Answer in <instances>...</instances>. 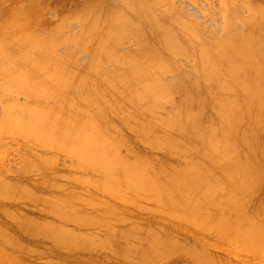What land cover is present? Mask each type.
<instances>
[{
  "label": "bare ground",
  "instance_id": "1",
  "mask_svg": "<svg viewBox=\"0 0 264 264\" xmlns=\"http://www.w3.org/2000/svg\"><path fill=\"white\" fill-rule=\"evenodd\" d=\"M112 1L75 7L67 19L78 16L81 27L63 38L62 19L45 34L32 30L40 21L30 20L33 9L0 0V97L25 98L20 105L10 96L7 108L3 102L0 137L4 132L30 145L29 174L38 161L47 170L32 189L0 176V200L26 198L50 216L16 215L15 229L48 240L51 254H64L52 259L30 248L0 221V264H36L35 256H47V264H98L78 260L77 250L121 264H264V13H258L264 4L255 1L258 10L255 2L239 4L257 6L250 21V10L242 17L236 0H221V8L227 5L221 30L228 35L217 32V41L165 0H135L126 11L111 10ZM143 3L154 6L139 12ZM134 19H150L154 27ZM151 37L158 43L146 46ZM131 38L144 48L125 54L120 48ZM86 52L87 65L77 66ZM179 57L198 65L192 61L195 69L187 71L192 66L185 64L178 90L171 91L162 77L182 69L168 62ZM103 67L109 74L93 77ZM201 81L213 100L206 101ZM60 157L74 161L71 171L51 170Z\"/></svg>",
  "mask_w": 264,
  "mask_h": 264
},
{
  "label": "rangeland",
  "instance_id": "2",
  "mask_svg": "<svg viewBox=\"0 0 264 264\" xmlns=\"http://www.w3.org/2000/svg\"><path fill=\"white\" fill-rule=\"evenodd\" d=\"M9 2V4H12V1H15V0H8ZM11 1V2H10ZM20 1H22L21 3H22V6H23V10L24 11H31V9H33L31 12H34L35 14H34V16H31V18H30V20L31 21H34V22H37L36 20H37V17H39V20L40 21H38L37 23L38 24H34V22H28L29 24H31V26H33V25H35L34 26V28L32 29V27H31V29L32 30H36V31H38V30H40V31H42L43 33H48V32H50V31H52L53 29H54V27L52 26L53 24H54V26H56V24H55V22L56 21H60L61 19V23L63 24V25H65V26H63V28H65V30L63 31V29H62V32H64L63 33V38H64V35H65V37H70L72 34H74V33H76L79 29H80V27H81V21H80V19H79V17L78 16H75V17H72V18H69V19H67L68 17L67 16H69V15H71L70 13H73V11H74V9H75V7H76V9H77V7H79V9L80 8H82V10H84V9H86L87 7H88V5L87 4H89L92 0H20ZM89 1V2H88ZM102 1V0H101ZM109 1V0H108ZM113 1H115V0H113ZM107 2V3H110V4H107L108 6L107 7H109L111 10H118V8L120 7V9L119 10H129V6L131 5L132 6V4H133V6H134V4H136L135 2V0H125L126 1V3H125V1L124 0H116V3L119 1V3L118 4H116V3H114V2ZM121 1H122V3H121ZM142 1H145V0H139L138 2H140V3H142ZM153 1V0H152ZM151 1V2H152ZM160 1H162V0H160ZM166 2H164V1H162V2H164V4L165 3H167L166 5L167 6H169L170 4H171V6H172V8H174L175 7V9H174V11L176 12V14L178 13L179 14V17L181 16V17H183V18H185L186 19V21L187 20H189V21H191V23L192 22H195L194 23V25L195 24H199L200 25V23H201V27H203V29L205 30L204 31V33L203 34H205V32H207L206 34H209L208 36H210L209 38L208 37H206V35H204L205 36V38L206 39H211V33H213V37H214V35H217L218 36V34L220 35L221 33H222V35H223V37H225V39H226V36L228 35H226V33H224L223 31L225 30L224 28L225 27H223V26H226V25H223V23L224 24H226L225 22H224V18H222V13L223 14H226V13H224V11L226 12V10H227V8L226 9H224V6H227V5H224L223 6V8H221V6H222V4H225L224 3V1H221V0H165ZM169 1V2H168ZM234 1V0H233ZM237 1V4L234 2H231V4L233 3V8H234V10H236L235 9V7H234V5H238V7L239 8H237L238 10L239 9H241L242 8V12H239V13H241L242 15L244 14V15H248V12H249V10L248 9H246V8H248V7H246L245 6V3H244V6L243 5H239V4H241V2H243L244 0H236ZM240 1V2H239ZM247 1H251V3H253V2H255V1H261V3L262 4H264V0H247ZM247 1H245L246 3H248ZM137 2V3H138ZM145 2H147V1H145ZM149 2V1H148ZM147 2V3H148ZM156 2V0H154L153 2H152V4L153 3H155ZM161 2V3H162ZM173 2H175V4L173 3ZM239 2V3H238ZM125 3V4H124ZM129 4V5H126V4ZM132 3V4H131ZM146 3V4H147ZM158 3V2H157ZM160 3V2H159ZM160 3V4H161ZM222 3V4H221ZM260 3V2H259ZM261 3H260V6L262 7V5H261ZM169 4V5H168ZM250 4V3H249ZM248 4V5H249ZM255 4H256V2H255ZM77 5V6H76ZM109 5H111V7L109 6ZM117 5H118V8H117ZM138 5H140V4H138ZM162 5H163V3H162ZM173 5H175V6H173ZM221 5V6H220ZM247 5V4H246ZM247 5V6H248ZM252 4H250V6H251ZM256 5H258V7L257 6H255L254 4H253V6H255V8L257 7V10L259 9V4H256ZM114 6H116V7H114ZM130 6V7H131ZM137 6V5H136ZM143 6H145V7H143ZM150 6H151V4L150 5H148L147 4V6L145 5V3H143V4H141V6H139V12L142 10L143 12L144 11H149V9H150ZM154 6V5H153ZM153 6H151V7H153ZM167 6H163V7H165V8H167ZM171 6H169V7H171ZM242 6V7H241ZM106 7V6H105ZM106 7V8H107ZM115 8V9H112V8ZM147 7H149V8H147ZM168 7V8H169ZM260 7V8H261ZM264 7V6H263ZM109 8L107 9V11L109 10ZM117 8V9H116ZM124 8V9H123ZM127 8V9H126ZM132 8V7H131ZM136 8V7H135ZM180 8H183V9H180ZM250 8V7H249ZM252 8V7H251ZM255 8L253 7L252 8V10H250V14L248 15V17H246L247 19L249 18V16L252 18L255 14H253V13H255V12H257V10H255ZM75 9V10H76ZM78 9V10H79ZM144 9H146V10H144ZM162 9V8H161ZM164 9V8H163ZM163 9H162V11H163ZM110 10V11H111ZM167 10V9H166ZM177 10V11H176ZM183 10V11H182ZM185 10V11H184ZM222 10H224V11H222ZM233 10V11H234ZM238 10H236L237 12H238ZM254 10V12H252L251 13V11H253ZM261 10H263V11H261ZM141 11V12H142ZM165 11V10H164ZM188 13H187V12ZM246 11H247V13H246ZM109 12V11H108ZM166 12V11H165ZM185 14H189L188 16L187 15H183L184 13ZM235 12V11H234ZM259 12H261V13H264V8H262V9H259V11H258V13ZM133 13V12H132ZM131 13V14H132ZM135 17H136V19L138 18V16H137V14H138V11L136 12L135 11ZM174 13V12H173ZM183 13V14H182ZM236 13V12H235ZM238 13V15H239V17H240V19H241V16H240V14ZM246 13V14H245ZM260 13V14H261ZM175 14V13H174ZM191 14V15H190ZM251 14H253L252 16H251ZM39 15V16H38ZM238 15H236V16H238ZM244 15L242 16V17H244ZM257 15V14H256ZM263 14H261L260 16H262ZM178 16V15H177ZM225 16V18H226V15H224ZM223 16V17H224ZM257 16H259V15H257ZM254 17V19L256 20V18H259V17ZM174 17H176L175 15H174ZM188 17V18H187ZM238 17V18H239ZM34 18V20H32ZM64 18V19H63ZM131 18H133V16H131ZM193 18H195L197 21H199V22H197L196 23V21H194L195 19H192ZM222 18V19H221ZM245 18V19H246ZM250 18V19H251ZM179 19H182V18H179ZM191 19V20H190ZM242 20L241 22H243V21H246V20ZM250 19H248V20H250ZM22 20H27V17H26V19H24V18H22V17H19L18 18V21H22ZM133 20V19H132ZM135 20V19H134ZM180 21V20H179ZM181 21H185V20H181ZM225 21H227V20H225ZM251 21V20H250ZM252 21H253V18H252ZM51 22V23H50ZM134 22V21H133ZM135 22H137V20H135ZM134 22V23H135ZM139 22V23H138ZM138 24L137 25H145V27H148V29L147 30H150V27L152 26V27H154V21L152 22V24H150L151 23V20L149 19V21H148V19H147V21H142V20H140V19H138ZM172 22V21H171ZM188 22V21H187ZM221 22H223V23H221ZM248 22V21H247ZM57 23V22H56ZM150 25H149V24ZM156 24H157V22H155ZM227 23H228V21H227ZM240 22L238 21L236 24H237V26L238 27H240V28H237L236 29V27H235V29L238 31V29H239V31H242L244 28H246V26H245V24L244 23H242V24H244V25H242L241 23V25L239 24ZM136 24V23H135ZM155 24V25H156ZM197 24V25H198ZM202 24H203V26H202ZM236 24L234 23V26H236ZM240 26H239V25ZM45 25H46V27H45ZM51 25V26H50ZM172 25H173V23H172ZM197 25H196V27H197ZM198 25V26H199ZM228 25H229V23H228ZM221 26V27H220ZM242 26H243V28H242ZM245 26V27H244ZM37 27H40L39 29L37 28ZM42 27V28H41ZM43 27H45V28H43ZM50 27V28H49ZM53 27V28H52ZM142 27V26H141ZM145 27H142V28H145ZM227 27V26H226ZM49 28V30L48 31H46V32H44L45 31V29L47 30ZM220 28V29H219ZM197 29H199V28H197ZM202 28H201V30H203ZM218 29V30H217ZM221 29H223V31L221 30ZM216 30V31H215ZM245 30V29H244ZM243 30V31H244ZM215 33H214V32ZM222 31V32H221ZM242 31V32H243ZM217 32H218V34H217ZM221 32V33H220ZM226 35V36H224V34ZM222 35H221V37H222ZM216 37V36H215ZM214 37V38H215ZM220 37V36H219ZM219 37L218 38H215V40H217V39H219ZM220 37V38H221ZM134 38V37H133ZM133 38H131L130 39V41H131V43H129V42H127L126 44L124 43V45L125 46H123L122 45V47L120 48L121 49V51L122 52H124L125 53V51H126V53L128 54H130V53H133L134 51H139V50H141L142 48H144L143 47V45H141V44H139V43H137V41H136V43L135 42H133L132 40H133ZM66 39V38H65ZM151 39V42L149 43V44H147L146 46H150V47H152V46H154V45H156L158 42V39L157 38H155V37H151L150 38ZM155 39V40H154ZM224 38H223V40H225ZM213 38H212V42H213ZM221 40V39H220ZM209 41V40H208ZM211 41H209L210 42V46H214L213 44H211ZM218 41V40H217ZM217 41H215V43L217 42ZM152 42H153V44H152ZM214 43V44H215ZM145 46V47H146ZM125 47V48H124ZM123 49H124V51H123ZM64 50H65V48H64ZM166 50H163V54H168L169 52H166ZM87 53V56H86V58L84 57L85 55H83L82 57H79L78 59H80V62L78 61V59H77V61H76V64L78 63V64H80V65H78L77 64V66H80V67H85L86 65H87V63H88V61L87 60H89L90 58H91V56L89 55L90 53L89 52H86ZM125 53V54H126ZM135 53V52H134ZM90 57H89V56ZM178 58V57H177ZM172 59L171 58V60H169L168 59V62H170V63H173L174 64V62H172L173 60H176V62H175V64L176 65H178V67H180V68H182V69H179L178 70V72H168V74H166V76H165V74H164V76L162 77V80H163V82H164V84H167V85H165L167 88L169 87V88H171V91H177L178 89H177V86H179L180 85V81L179 80H182L183 79V72L185 71V72H187V71H192V69L194 70L196 67H197V65H198V63L195 61V60H191V62L189 61V59H188V61H187V59L185 60V59H183V57H179V59ZM83 61H82V60ZM177 60H178V62H177ZM180 60V61H179ZM84 61H85V63H84ZM192 61H194L193 63H194V67H193V64H189V63H192ZM179 62H182V64L181 63H179ZM180 64V65H179ZM183 64H184V68H183ZM185 64H186V66L188 67V68H190L191 66V68L189 69V70H187L188 68H186V66H185ZM197 64V65H196ZM189 65V66H188ZM76 66V67H77ZM1 67V66H0ZM80 67H78V68H80ZM101 69H103V70H98L97 72H95V73H93V77H96V78H103V77H105L107 74H109V72H110V70H109V67H107V69L109 70V71H107V69L106 68H101ZM105 69V70H104ZM184 69V70H183ZM0 80L2 81H0V85L2 84H4V80H3V77H4V75H2V69L0 68ZM187 70V71H186ZM101 74V75H98V74ZM3 76V77H2ZM226 81V83H227V80H225ZM200 82V81H199ZM198 82V83H199ZM203 82L201 81V83H199L200 85L199 86H201V84H202ZM175 84V85H174ZM204 84V83H203ZM203 84H202V87H204V89L201 87V90H202V92L204 91V90H206V87L205 86H203ZM169 85V86H168ZM176 87V89H174ZM168 88V89H169ZM179 88V87H178ZM204 94H205V98H206V101H211V99L213 98L212 96L213 95H211L210 93H208L207 92V90L206 91H204L203 92ZM208 94H209V97H208ZM1 96V95H0ZM11 96V95H10ZM10 96H6V95H4V97L2 98V97H0V99H2V100H0L1 102H0V105H1V103H2V105L0 106L1 108H0V120H2V118L4 117V112H3V110H2V108H4V107H6L7 108V106H6V104L8 105H10L11 103H12V101H11V98H13L14 96H11V98H10ZM19 97H21V98H19ZM10 98V99H9ZM18 98V99H17ZM6 99V100H5ZM14 99V102H15V99H17V102L21 105V104H25V98L23 97V96H17L16 98L14 97L13 98ZM12 99V100H13ZM5 100V101H4ZM18 100H20V102L18 101ZM213 100V99H212ZM7 101V102H6ZM3 102H5V106L4 107H2L3 106ZM24 102V103H23ZM205 110H207V112H209L210 110H208V106H206V109ZM1 111L4 113H1ZM15 111V110H14ZM14 111H13V113H14ZM7 113V112H6ZM8 114V113H7ZM10 115H12V113L10 114ZM14 115V114H13ZM205 115H203V117H204ZM7 117V116H6ZM10 117V116H9ZM206 117H207V115L204 117V118H202V116H201V121H200V119H199V121L201 122V123H203V119H206ZM4 119H5V117H4ZM206 120H204V122H205ZM1 122H3V120L1 121ZM1 130V129H0ZM2 131V130H1ZM1 133V132H0ZM2 137H0V140L2 141V140H4L3 142H1L0 143V148H1V150H5V152H3V151H0V157L1 156H5V160L3 159V157H1V159H0V176L3 178V179H7V180H9V182L11 181V182H15L16 184H18L17 182H19L20 184V186H27V187H24V188H31L32 187V185L34 184V182H36L38 179H40L41 178V174H44V173H46L47 172V170H46V168L43 166V164H41V162H37V163H35L33 166H35V168L33 167V170H30V172H32V171H34V169H36L35 170V172H32V174H29V171H26V169L25 168H27L28 167V165H29V158L33 155V151H32V149H31V147H30V145L29 144H27V143H25V142H19L18 140H16L15 139V141H14V138H12L11 136L9 137V135H8V137H7V135L6 136H4L5 134H4V132H2ZM1 136V135H0ZM4 138V139H3ZM11 138V139H10ZM8 139H10V141L8 140ZM8 140V141H7ZM6 141V144L4 143ZM11 141H13V142H11ZM7 143H8V145H7ZM2 144V145H1ZM23 144V145H22ZM26 144V145H25ZM7 145V146H6ZM4 146V147H3ZM9 146V150H8V147ZM20 146H22V147H20ZM25 146V147H24ZM16 149H14V148ZM12 148V149H11ZM18 148H20V150L18 149ZM26 148V149H25ZM12 150V151H11ZM6 151H7V153H6ZM10 151V152H9ZM16 151V152H15ZM18 151H20V152H18ZM13 152H15V153H13ZM30 152H32V153H30ZM5 155H4V154ZM12 153V154H11ZM26 154H28V155H26ZM8 155V156H7ZM24 156V157H23ZM21 157H22V159H21ZM26 157V158H25ZM24 158V159H23ZM28 158V159H27ZM63 158V159H62ZM60 159V160H59ZM59 159H57L56 160V162H55V164H54V166L51 168V170H54V171H58V172H66V171H71V168H73V164H75L74 163V161L73 162H71L72 161V159L71 158H65V157H60ZM21 160H23V161H25V162H23V161H21ZM3 161V163H1ZM26 161H27V163H26ZM70 162H71V166H70ZM58 165H57V164ZM25 164V165H24ZM28 164V165H27ZM69 167H70V169H69ZM19 168H21L20 170H19ZM42 170H44V172L42 173V171H40L41 169ZM23 170V171H22ZM73 170V169H72ZM21 173H20V172ZM6 172V173H5ZM18 172L20 173V174H18ZM27 172V174H25ZM73 172H75V171H73ZM4 173V174H3ZM53 173V172H52ZM33 176V177H32ZM36 176V177H35ZM8 177V178H7ZM23 177V178H22ZM38 177V178H37ZM26 178V179H25ZM14 180H16V181H14ZM36 180V181H35ZM33 181V182H32ZM22 184V185H21ZM37 185L35 184V185H33V188H35ZM69 188V186L67 185L66 186V190ZM32 189V188H31ZM37 190H38V188H37ZM46 191H49L50 192V190H39V192H40V194H41V192H42V194L43 193H46ZM47 194V193H46ZM28 199H26V198H21V200H12V201H5V200H0V221L1 222H3V224H6L7 223V225L10 227V229H12L11 231H12V233H13V236H14V239H20V240H22L25 244H27L30 248L32 247V248H36L38 251H40L41 253H43V254H45V253H50L51 254V249L50 248H52V246H51V243L48 241V240H46V239H43V238H38V239H33V238H30L29 236H27L26 234H24L23 232H21L20 230L18 231V229L16 228L15 229V227H16V225H15V222H14V220H13V218L15 217V218H17L16 217V215H18V217H19V215H26V216H28V217H30V218H32L31 217V215L33 216V218L34 217H37V219L39 218H43V219H48L49 220V218H50V216H48L47 214L45 215V213L44 212H42L40 209H38L39 211H37V208L36 207H34V206H32V204H31V202L28 200ZM21 201V202H20ZM3 202L5 203V204H3ZM14 202V203H13ZM15 205V206H14ZM4 207V209H6L5 211H6V216H4L5 214H3L2 213V211H1V208H3ZM29 207V208H28ZM34 207V208H33ZM8 208V209H7ZM35 208H36V210H35ZM41 212V213H40ZM24 213V214H23ZM30 215H28V214ZM38 215V216H37ZM146 215H148V214H145V216H143V218L144 219H146V220H151L152 218H151V216L152 215H148V216H146ZM136 215H134L133 217H135ZM46 217V218H45ZM49 217V218H48ZM14 218V219H15ZM149 218V219H148ZM13 222H12V221ZM50 220H51V218H50ZM5 222V223H4ZM11 225V226H10ZM72 226L70 225V226H68V228H71ZM96 229L98 230V228H95V229H93V230H95V232H100V230H98V231H96ZM92 230V231H93ZM178 230V231H177ZM181 228H177L176 229V231H177V233L178 234H181ZM82 231H88L87 229H82ZM180 231V232H179ZM20 232V233H19ZM94 232V231H93ZM13 236H11L12 238H13ZM47 244V245H46ZM1 246V245H0ZM50 246V247H49ZM11 248V247H10ZM47 249V250H46ZM50 249V250H49ZM12 250V249H11ZM45 250V251H44ZM50 251V252H49ZM78 251V250H77ZM77 251H75V252H73V254L72 255H74V253H75V257L76 258H78V260L79 259H82V261H86V262H89V261H97L98 262V264H121V262H119L118 263V261H114V260H108L107 258H105L104 256H98V255H96L95 253H91V252H88L87 253V251H86V253L85 252H83V251H78V253H77ZM53 252V251H52ZM55 252H57L56 253V255L55 254H51L52 256V259H60L61 258V255L63 254L62 252H60V251H57V250H54V253ZM59 252V253H58ZM217 252V254H221V252L220 251H216ZM9 253H10V251H9ZM49 254V255H50ZM77 254V255H76ZM54 255V256H53ZM60 256V257H58V256ZM64 255V254H63ZM62 255V256H63ZM73 256V258L75 259V257ZM96 256V257H95ZM34 257V256H33ZM36 257V256H35ZM34 257V258H35ZM56 257V258H55ZM58 257V258H57ZM34 258H32L31 259V261L32 262H34V263H36V264H47L48 263V261L46 260V262L47 263H45V260H44V258L45 259H48V257L47 256H44V257H42V258H40V259H43L42 261L43 262H41V261H39L40 259H39V257L38 258H36V259H34ZM97 258V259H96ZM103 258V259H102ZM49 259H50V257H49ZM34 260V261H33ZM76 260V259H75ZM36 261H38V262H36ZM40 262V263H39Z\"/></svg>",
  "mask_w": 264,
  "mask_h": 264
}]
</instances>
